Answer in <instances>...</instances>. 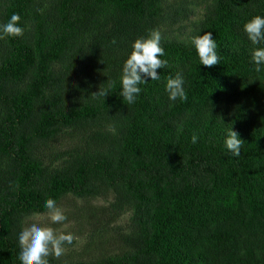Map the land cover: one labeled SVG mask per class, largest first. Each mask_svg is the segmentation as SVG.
Wrapping results in <instances>:
<instances>
[{
	"label": "trees",
	"instance_id": "obj_1",
	"mask_svg": "<svg viewBox=\"0 0 264 264\" xmlns=\"http://www.w3.org/2000/svg\"><path fill=\"white\" fill-rule=\"evenodd\" d=\"M201 1L195 35L213 33L219 64L162 40L160 80L129 105L119 73L132 42L192 11L165 13L163 0H0V23L17 13L24 29L0 39V264H19L21 224L68 194L63 222L90 239L49 264H264V67L255 71L242 31L264 0ZM177 72L187 98L170 102L164 84ZM107 80L108 95L94 96ZM229 128L243 140L238 157L224 147ZM126 213L129 230L114 231Z\"/></svg>",
	"mask_w": 264,
	"mask_h": 264
},
{
	"label": "clouds",
	"instance_id": "obj_2",
	"mask_svg": "<svg viewBox=\"0 0 264 264\" xmlns=\"http://www.w3.org/2000/svg\"><path fill=\"white\" fill-rule=\"evenodd\" d=\"M20 16L12 13L3 23H0V39L5 37H21L24 29L20 23ZM248 41L252 45L250 49L251 63L255 71L259 72L264 67V15H253L242 26ZM115 42V41H113ZM190 43L195 49L199 59V65L210 68L219 64L220 55L217 51V43L211 31H203L202 34L193 35ZM165 50L162 45V36L158 29H152L146 36L137 37L131 44V51L124 59L119 73V97L127 104H133L141 92L140 85L147 81H159L160 74L157 69L167 66V60L162 59ZM114 81L107 80V88L99 89L92 93L94 96L105 97L113 87ZM164 91L167 98L172 101H183L187 98L185 90V78L177 72L170 76L165 84ZM171 106V105H170ZM192 137V142H196ZM243 140L232 128L226 129L224 147L233 157H238ZM42 207L47 210L48 217L52 223H62L67 218L55 199L48 197ZM71 232L57 234L53 228L41 226L39 223H29L27 226L21 224L16 234V243L19 248L17 260L19 264H49L48 257L62 255L64 245L73 243Z\"/></svg>",
	"mask_w": 264,
	"mask_h": 264
},
{
	"label": "rangeland",
	"instance_id": "obj_3",
	"mask_svg": "<svg viewBox=\"0 0 264 264\" xmlns=\"http://www.w3.org/2000/svg\"><path fill=\"white\" fill-rule=\"evenodd\" d=\"M173 4L177 7L185 6L187 9L192 11L191 15L188 16V19H184L183 21L177 23V24H169L166 23L159 29L162 40L163 41H173L176 40L177 42L181 43H189L190 38L195 35V24L198 23L201 18L203 17L204 13V7L201 0H163V7L164 12H166V5ZM184 25V28L181 26ZM25 29L32 34V39H36L35 33L36 32V26L33 23V20L31 18H28L25 23ZM74 196L72 194H68L66 197H64L59 204L58 207L61 208V210L64 212L69 211L75 204L73 202ZM80 201V200H79ZM96 202L104 203L106 202L104 199H95ZM132 215L131 213L124 214L115 224L114 231L119 230L121 227L124 230H129V225L131 222ZM39 223L41 226H48L54 229V231L59 234L61 232H71L73 234V243L71 245H64V250L62 255L66 256H73L72 258H75V255L77 251H80L84 245L87 243V241L90 239L87 236V233H79L78 231L79 226L77 223H75V220L71 219L67 222L62 223H52L48 217L47 212L45 213H34L33 215L27 217L26 225L29 223Z\"/></svg>",
	"mask_w": 264,
	"mask_h": 264
}]
</instances>
